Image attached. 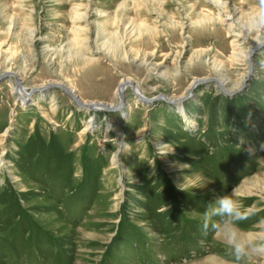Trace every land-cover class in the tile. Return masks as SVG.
Returning <instances> with one entry per match:
<instances>
[{
	"label": "rangeland",
	"instance_id": "1",
	"mask_svg": "<svg viewBox=\"0 0 264 264\" xmlns=\"http://www.w3.org/2000/svg\"><path fill=\"white\" fill-rule=\"evenodd\" d=\"M259 9L0 0V264H264L234 262L203 229L233 189L254 210L240 227L264 226ZM125 80L149 101L127 85L118 106ZM61 84L116 109L78 107Z\"/></svg>",
	"mask_w": 264,
	"mask_h": 264
},
{
	"label": "clouds",
	"instance_id": "2",
	"mask_svg": "<svg viewBox=\"0 0 264 264\" xmlns=\"http://www.w3.org/2000/svg\"><path fill=\"white\" fill-rule=\"evenodd\" d=\"M259 15L264 16V0H259ZM203 229H211L225 246V251L240 262L253 256L264 257V226L247 231L240 223L254 215L252 208H246L230 193L217 195L209 201L203 213ZM264 224V222H262Z\"/></svg>",
	"mask_w": 264,
	"mask_h": 264
},
{
	"label": "water",
	"instance_id": "3",
	"mask_svg": "<svg viewBox=\"0 0 264 264\" xmlns=\"http://www.w3.org/2000/svg\"><path fill=\"white\" fill-rule=\"evenodd\" d=\"M249 62H250V68H251L252 67L251 66V58L249 59ZM9 75L13 76L16 86H19L20 85V80H19V77L16 75V73L15 72H4V76H9ZM210 81L215 82V84L223 90L222 83L219 81V79L212 78V79H210ZM127 84L129 86H131L132 93H134L136 97L140 98L143 101H147V100L149 101V99L144 98L140 93H138L135 90L136 89V85L132 81H127ZM59 87L61 88L62 92L65 93L74 102L75 105H77L78 107H82V108L87 106V104H84V103L81 102L80 98L74 93V91L69 90L68 88H66V86H63L62 84ZM117 92H118V97H119V103L118 104L120 106H122L123 105V100H124L123 92L120 90L119 87L117 88ZM187 97L185 96V97H183V99L187 98ZM96 104L101 106V107H103L102 110L113 111V110L116 109V107L108 105L107 103L100 102V103H96Z\"/></svg>",
	"mask_w": 264,
	"mask_h": 264
},
{
	"label": "bare ground",
	"instance_id": "4",
	"mask_svg": "<svg viewBox=\"0 0 264 264\" xmlns=\"http://www.w3.org/2000/svg\"><path fill=\"white\" fill-rule=\"evenodd\" d=\"M257 27L258 28H260V24L258 23L257 24ZM259 44V43H258ZM257 46V45H256ZM83 60V59H82ZM86 59H84L83 60V64H86V61H85ZM6 72H11L10 71V69H7V70H5ZM13 77V76H12ZM21 85V84H20ZM16 86L15 88L13 87L12 88V90L14 91V89L16 90V93H15V91H14V93H15V98H24L25 97V94H24V92H25V89L22 87V86ZM128 84H127V80H125V81H122L120 84H119V88H120V90L122 91V92H124V90H125V88H126V86H127ZM63 86H65V85H63ZM66 88H68L67 86H66ZM69 90H72V89H70V88H68ZM138 93H141L138 89H137V87H136V89H135ZM73 91V90H72ZM13 93V94H14ZM117 94H118V92H117ZM123 95H124V93H123ZM135 95V94H134ZM119 98V97H118ZM82 102V101H81ZM82 103H84V104H87V106L86 107H83L84 109H88V110H91V111H100V110H102L103 109V107H101V106H99V105H97L95 102H82ZM119 103V102H118ZM118 106H120V105H118ZM115 107V106H114Z\"/></svg>",
	"mask_w": 264,
	"mask_h": 264
}]
</instances>
